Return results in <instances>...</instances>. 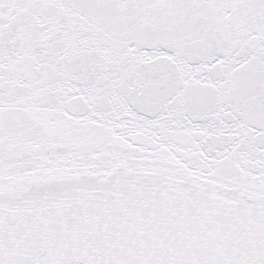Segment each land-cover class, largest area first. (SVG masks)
I'll list each match as a JSON object with an SVG mask.
<instances>
[{"label":"snow or ice","instance_id":"obj_1","mask_svg":"<svg viewBox=\"0 0 264 264\" xmlns=\"http://www.w3.org/2000/svg\"><path fill=\"white\" fill-rule=\"evenodd\" d=\"M0 264H264V0H0Z\"/></svg>","mask_w":264,"mask_h":264}]
</instances>
